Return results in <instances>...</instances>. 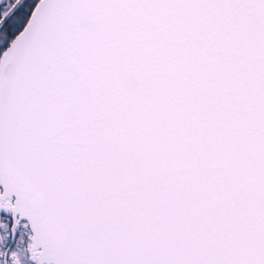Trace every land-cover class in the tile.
Wrapping results in <instances>:
<instances>
[{
	"label": "snow or ice",
	"instance_id": "obj_1",
	"mask_svg": "<svg viewBox=\"0 0 264 264\" xmlns=\"http://www.w3.org/2000/svg\"><path fill=\"white\" fill-rule=\"evenodd\" d=\"M0 264H264V0H0Z\"/></svg>",
	"mask_w": 264,
	"mask_h": 264
}]
</instances>
